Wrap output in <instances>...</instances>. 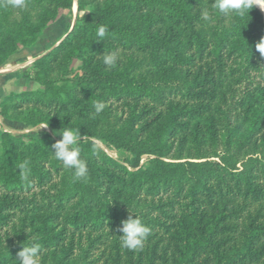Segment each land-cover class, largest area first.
I'll return each instance as SVG.
<instances>
[{
  "label": "trees",
  "instance_id": "1",
  "mask_svg": "<svg viewBox=\"0 0 264 264\" xmlns=\"http://www.w3.org/2000/svg\"><path fill=\"white\" fill-rule=\"evenodd\" d=\"M211 3L0 0V65L76 5L71 38L23 73L39 87L4 96L0 115L80 131L89 170L77 181L51 138L0 134V264H19L33 242L42 264H264L263 15L215 12L206 25ZM100 25L108 33L96 42ZM103 52L117 53V67ZM68 55L78 71L51 76ZM96 101L117 121L85 123ZM25 160L28 182L17 171ZM130 212L151 230L140 251L120 244Z\"/></svg>",
  "mask_w": 264,
  "mask_h": 264
},
{
  "label": "clouds",
  "instance_id": "2",
  "mask_svg": "<svg viewBox=\"0 0 264 264\" xmlns=\"http://www.w3.org/2000/svg\"><path fill=\"white\" fill-rule=\"evenodd\" d=\"M8 4L13 8H23L26 6V0H8ZM257 5L264 10V0H212L211 9H202L200 18L208 25L213 22V14L215 12L225 15L234 14L243 16ZM81 15H84V13H81ZM107 33V27L100 25L96 30L97 39L95 41L105 40ZM256 47L264 55V45L259 47L256 45ZM100 55L106 67H117L119 57L116 52H103ZM106 107V102L96 101L94 104L95 113H102ZM45 127L47 125L41 128ZM53 134L61 137L50 148L53 158L59 161L65 169L74 171V176L77 181L83 180L86 182L89 176V170L86 161L81 158V150L78 146L82 139L80 131L62 127L59 130H54ZM17 171L20 173L21 181H29L32 169L29 166L28 160L20 163ZM119 231L121 233L119 235L121 247L130 251L142 250L151 232L150 228L135 212H130L128 218L121 222ZM16 260L19 264H42L41 245L37 242H33L30 245L23 244Z\"/></svg>",
  "mask_w": 264,
  "mask_h": 264
},
{
  "label": "rangeland",
  "instance_id": "3",
  "mask_svg": "<svg viewBox=\"0 0 264 264\" xmlns=\"http://www.w3.org/2000/svg\"><path fill=\"white\" fill-rule=\"evenodd\" d=\"M11 8L13 9V7ZM2 15L3 12H0V18ZM75 15V4L71 9H59L55 20L44 30H42V32L29 46L18 49L8 57L5 64L9 63L11 65H16V67L19 69V72L17 76H14L11 81L6 83V93L0 98V101L4 96H7L11 93L31 91L39 87L36 81L25 77L23 73L32 66L36 59L44 56L46 53L52 50V48L55 47L61 40L67 37L71 38L70 32L75 22ZM77 43L78 42L76 38V40L71 43V47H74ZM5 64L0 65V68ZM79 65L80 61L78 59L68 55L64 60H62L61 64L51 65V76H58L60 72H64V70L66 71L69 69L78 71ZM117 116H119V113L115 115L112 109L105 108V110L100 114H96L95 109H91L90 112L86 114L84 122L90 124L96 119L101 120L102 117L110 118L111 121H117L115 118ZM0 119L3 120L0 124V134L7 132L14 137H19L24 140L27 138H51L56 141L61 138L59 135L53 134L54 130L60 129L55 125H47L45 123L26 125L10 117H2L1 115ZM44 125H47V127L41 128ZM93 140L97 146L107 155L116 159H121L125 156L124 152L116 150L113 146L103 145L99 141L95 139ZM141 161L144 163L146 161V156H142Z\"/></svg>",
  "mask_w": 264,
  "mask_h": 264
},
{
  "label": "crops",
  "instance_id": "4",
  "mask_svg": "<svg viewBox=\"0 0 264 264\" xmlns=\"http://www.w3.org/2000/svg\"><path fill=\"white\" fill-rule=\"evenodd\" d=\"M19 69L16 65H11L9 63L5 64L0 68V98L6 93V83L11 81L14 76H17ZM0 119V124L2 123Z\"/></svg>",
  "mask_w": 264,
  "mask_h": 264
},
{
  "label": "bare ground",
  "instance_id": "5",
  "mask_svg": "<svg viewBox=\"0 0 264 264\" xmlns=\"http://www.w3.org/2000/svg\"><path fill=\"white\" fill-rule=\"evenodd\" d=\"M257 7L259 8V10L261 11V13L263 14V19H264V10H262V9L260 8V6H258V5H257Z\"/></svg>",
  "mask_w": 264,
  "mask_h": 264
}]
</instances>
